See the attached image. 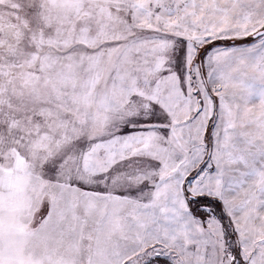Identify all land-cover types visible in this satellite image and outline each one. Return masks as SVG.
Returning a JSON list of instances; mask_svg holds the SVG:
<instances>
[{
	"label": "snow or ice",
	"instance_id": "snow-or-ice-1",
	"mask_svg": "<svg viewBox=\"0 0 264 264\" xmlns=\"http://www.w3.org/2000/svg\"><path fill=\"white\" fill-rule=\"evenodd\" d=\"M0 264H264V0H0Z\"/></svg>",
	"mask_w": 264,
	"mask_h": 264
}]
</instances>
